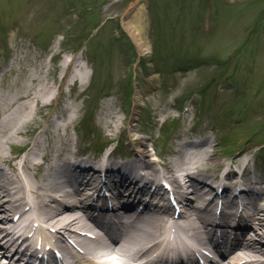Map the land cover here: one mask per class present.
<instances>
[{"label":"rangeland","instance_id":"rangeland-1","mask_svg":"<svg viewBox=\"0 0 264 264\" xmlns=\"http://www.w3.org/2000/svg\"><path fill=\"white\" fill-rule=\"evenodd\" d=\"M11 112L31 118L3 152L34 183L65 144L95 171L144 141L160 178L207 137L211 183L234 170L264 188V0H0V123Z\"/></svg>","mask_w":264,"mask_h":264},{"label":"bare ground","instance_id":"bare-ground-1","mask_svg":"<svg viewBox=\"0 0 264 264\" xmlns=\"http://www.w3.org/2000/svg\"><path fill=\"white\" fill-rule=\"evenodd\" d=\"M35 99L36 103L39 104V98ZM18 116L9 113L3 117L4 119L0 123V126H2L0 128V223H3L5 219H10L13 213L18 212L19 217L16 223L23 230L28 232L31 230L46 232V229L53 227L56 229L59 237H64L66 232L73 233L74 226L84 227L88 224L90 225L89 221L84 222L81 216L77 215L80 205V199L77 194L71 192V190L68 192L64 191L67 190L66 187L70 185L69 182L71 183L73 179L72 174L69 173L71 171H82L91 168L93 166L92 162L88 159L68 161L66 158L68 151L64 149L67 147V144H65L62 151L60 150V153L57 154V157L63 162L60 163L57 159L52 161L53 165H50L51 169L49 171L46 170L47 173L34 183L23 172L24 170L21 166H17V163L9 164L11 158L3 152L2 141L13 143L15 135L21 132L22 127L31 118L28 112H24ZM11 121L13 123H10ZM4 125L9 126L4 127ZM128 131L131 139H136L137 131L133 128L131 121L128 124ZM209 143L210 139L207 137L200 140H185L181 143L177 154L184 156V167L182 170H187V174L179 175L184 181L183 185H179L177 178H171L170 180L172 186L175 187L173 188L176 190L178 202L182 203V214L178 217V220L181 221L180 227L182 223L181 232L184 237L195 241H202L204 234L208 233V230L204 229V223L209 225L207 209L210 208V203H212L214 197L220 195L224 204L226 202L225 210L227 216L229 215L227 209L231 202L229 199L224 200V194L228 192L227 186L236 182L231 177L235 175L234 170L226 172L223 177L224 184L218 183L215 185V183H211L208 175L203 174L209 168L220 164L219 161L214 160L217 157L215 152L207 148ZM39 146L40 140L34 141L31 150L22 156L20 162L24 167H41V162L35 159ZM135 151L137 156L129 161L109 164L107 156L106 162H102V165H104L102 168L108 167L107 171L117 173L120 178L121 190L129 198V206L137 203L142 204L144 207L150 206L156 209V204L150 198L145 199L143 195L146 193L153 195L158 191L156 188L151 189L150 181L156 174H162L163 171L154 167L151 159L146 158L147 146L144 141H135ZM43 157L46 158L47 155L44 154ZM2 163H6L11 167L9 175L4 173ZM148 166H150V169L147 170L146 167ZM145 170V173L142 172ZM209 176L215 178L213 174ZM92 179L94 180L95 178L93 177ZM240 179L243 182L242 177ZM83 180V182L87 183V186L90 185V178H84ZM258 182H256L258 185L256 189L260 195L258 201L250 205L245 203L246 224L244 227L238 226L233 229L232 235L229 232H223L221 236L222 240H225L229 233L233 245V251L229 256L233 260V263L247 258V264H264V188ZM240 186V191H242L241 188H245L244 190L247 192L251 190L245 184ZM220 187L223 189L217 193V189H220ZM222 193L223 195H221ZM243 194L246 193L244 192ZM206 201L208 203H206V206H203ZM160 208L161 210L158 207V210L154 214L142 220L140 225L132 229L130 235L124 239L123 247L127 252L136 253L139 250L153 251L156 249L157 244L161 242L167 230L178 227L174 221L169 220V205L165 203ZM35 222H37L36 226H34ZM45 234L49 233L46 232ZM57 234L52 233L51 235L55 237ZM77 240L90 254L105 253L109 248V242L102 236L97 237L93 241H88L81 237H78ZM79 264L97 263L87 258Z\"/></svg>","mask_w":264,"mask_h":264}]
</instances>
